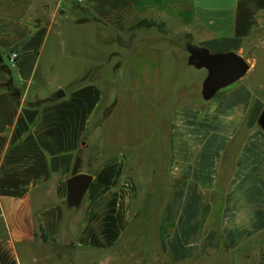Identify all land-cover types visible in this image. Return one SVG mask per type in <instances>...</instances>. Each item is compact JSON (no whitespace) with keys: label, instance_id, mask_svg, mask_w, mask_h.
<instances>
[{"label":"crops","instance_id":"obj_1","mask_svg":"<svg viewBox=\"0 0 264 264\" xmlns=\"http://www.w3.org/2000/svg\"><path fill=\"white\" fill-rule=\"evenodd\" d=\"M88 26L101 34L91 53L81 46L94 44L81 38ZM103 42L118 46L109 54L121 60L113 68L115 85L127 62L129 88L117 96L96 78ZM259 46L264 49V0H0V56L7 67L0 69V264H22L36 251L51 257L111 247L136 215L139 183L151 179L169 188L160 219L163 247L173 249L176 261L200 247L216 248L215 232L200 236V223L206 202L213 203L203 192L220 181L228 246L264 247L254 244L264 233V129L258 123L264 102L240 81L256 67L246 52ZM192 48L238 53L250 68L205 99L200 113V104L177 105L169 163L149 168L144 152L133 151L145 122L135 116L131 131H118L115 118L123 101L150 102L161 93L165 77L176 76V68H166L168 58L204 69L201 93L208 70L189 63ZM13 50L19 52L15 68L8 58ZM80 53L90 63L80 69L62 63ZM10 79L20 89L17 100L4 84ZM76 173L92 179L81 204L70 207L67 182ZM248 264H264V257Z\"/></svg>","mask_w":264,"mask_h":264},{"label":"rangeland","instance_id":"obj_2","mask_svg":"<svg viewBox=\"0 0 264 264\" xmlns=\"http://www.w3.org/2000/svg\"><path fill=\"white\" fill-rule=\"evenodd\" d=\"M100 35L98 31L94 33L92 26L86 28L85 34L83 33L81 38L94 43L92 45H81L83 48L87 46L86 52H94L97 42L96 38H100ZM69 42H71V39H65L66 45L64 47L67 49L70 48ZM181 44H178V49ZM260 46L254 51L246 52L247 56L255 58L257 61L256 67L250 70L242 78L243 80L240 81L246 82L253 90V93L264 102V49ZM115 48L118 49V46L113 43L103 42L100 44V69L96 77L103 87L110 90L111 96H117L118 92L120 93V91L129 88L126 60L121 62L122 66L117 71L118 81L116 85L113 80L114 65L120 60L116 55L109 57L110 52ZM178 52H182V50L180 49ZM82 53L78 54L79 58L77 60L66 59L62 63L66 65L69 62L71 65L68 63V67L80 69L84 63L85 65L90 63L86 58L81 59L83 57ZM56 56H58L57 53ZM166 62V68H176V71L173 72L176 76L165 77V79L169 80H164L160 90L161 93L150 102L143 97H132L129 103L128 101H123L119 114L115 118L118 131L122 130L120 126L121 128L126 126L125 130L131 131L135 116L138 119L142 118V121L145 122V127H147L144 130L145 135L140 144L135 147V150H131L138 151L139 154L144 152V160L146 159L145 163L149 168L169 163L168 148L174 121L173 113L174 110H178L176 106L182 103L200 104L195 107L199 110V113L203 109L205 110V107H200L205 104V98L200 93L199 87V82L205 72L204 69H197L186 64L183 57L176 61L168 58ZM66 78L58 77L56 82L63 81ZM114 99L115 106L116 97ZM148 102L149 106L154 110V117L152 118H149L148 111L146 112ZM104 112L105 110L103 114ZM115 148L114 146L111 149L114 150ZM122 150H128V148L124 147ZM222 164H224L223 157ZM168 193L169 188L165 187L157 179L144 181V183L140 182L139 203L135 208L136 215L116 243L109 248H71L67 253L61 254V256L58 251H54L51 253V257L44 255L46 253L42 251H36L33 257L22 259V264H248L249 261L264 257V247H260L259 251L248 250L244 252L241 249H232L228 246L224 235V219L222 218L224 185L220 181L212 190L209 189L203 192L204 197L209 201H213V203L209 205L210 202H206L204 218L201 219L200 223V232L202 233L200 236H204L210 231L215 232L218 241V244L214 246L216 248L213 250H202L200 247L193 253L192 257L176 261L178 258L173 249L171 247H163L166 237V226L161 224L160 209L163 199ZM209 211L211 213L206 216ZM255 242V246L261 245V242H264V233L263 237L259 238V242L257 239Z\"/></svg>","mask_w":264,"mask_h":264},{"label":"water","instance_id":"obj_3","mask_svg":"<svg viewBox=\"0 0 264 264\" xmlns=\"http://www.w3.org/2000/svg\"><path fill=\"white\" fill-rule=\"evenodd\" d=\"M190 52L189 63L208 70L201 91L205 99L213 97L220 88L242 77L250 68V63L235 52L211 53L206 48H194ZM258 123L264 129V110L259 115ZM91 179L89 173H76L68 179V206L81 204Z\"/></svg>","mask_w":264,"mask_h":264},{"label":"trees","instance_id":"obj_4","mask_svg":"<svg viewBox=\"0 0 264 264\" xmlns=\"http://www.w3.org/2000/svg\"><path fill=\"white\" fill-rule=\"evenodd\" d=\"M143 23H144V21L142 20V21H140L137 25L139 26V25H142ZM0 69H2V70H7L6 65L2 62V58H1V56H0ZM4 84H5V85L8 87V89L11 91V94H12V96L14 97V99L17 100V99L20 97V93H21L19 87H17V86L12 82L11 79L5 81ZM114 104H115V102L113 101L112 104H111V105L105 110L104 114H108V112L113 108Z\"/></svg>","mask_w":264,"mask_h":264},{"label":"built area","instance_id":"obj_5","mask_svg":"<svg viewBox=\"0 0 264 264\" xmlns=\"http://www.w3.org/2000/svg\"><path fill=\"white\" fill-rule=\"evenodd\" d=\"M74 1H76V2H78V3H83V2H85L86 0H74ZM18 57H19V52H18L17 50H13V51H11V52L9 53L8 58H9L10 66H11L12 68H15L16 61H17Z\"/></svg>","mask_w":264,"mask_h":264},{"label":"flooded vegetation","instance_id":"obj_6","mask_svg":"<svg viewBox=\"0 0 264 264\" xmlns=\"http://www.w3.org/2000/svg\"><path fill=\"white\" fill-rule=\"evenodd\" d=\"M192 49H194V48H192Z\"/></svg>","mask_w":264,"mask_h":264}]
</instances>
